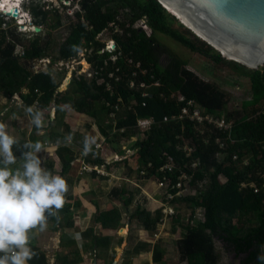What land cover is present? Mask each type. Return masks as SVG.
I'll return each instance as SVG.
<instances>
[{"label": "trees", "instance_id": "obj_1", "mask_svg": "<svg viewBox=\"0 0 264 264\" xmlns=\"http://www.w3.org/2000/svg\"><path fill=\"white\" fill-rule=\"evenodd\" d=\"M31 2H34L31 0ZM62 2V0L60 1ZM81 13L74 12V20L67 24V32L56 48L55 59H66L74 56L76 52L85 47L92 45L90 58L96 60L98 66L108 57V53L99 54L96 52L102 44L94 40L93 36L100 29L106 27L120 9L128 8L131 17L127 21L131 24L137 18L145 15L152 33L147 36L143 31L130 26L124 28V34L116 36V42L122 55L117 59V64L122 67V77L126 76L134 68L131 64L126 63V58H132L133 62H139L140 67L146 70L144 75L139 77L147 82L158 81L159 85L149 89L147 96H141L138 91L132 92L125 87L123 82L113 85V92L103 89L102 84H97L94 79L86 80L82 76L71 77L66 84V89L59 88V80L55 81L50 76V70L38 71L32 73L31 70L21 64L19 59L29 60L38 56L47 55V40L39 42V36L36 34L29 39L27 44L21 47V54L14 53V44L12 38L7 37L5 30L0 28V95L10 99L13 94H17L21 102L27 107L37 100V109L39 111L48 102H52L55 113L59 109V101L66 102V105L73 111L86 115H97L95 105L101 109L108 117V112L113 105L118 104L115 110L116 126L121 130L123 136H133L137 127H135L138 118L151 117L155 122H160L162 117L176 111L177 106L173 100L168 97L172 91H179L187 98H193L197 103L208 112L225 110V106L230 100V95L223 91L216 84L203 80L191 70L185 67V62L173 54L168 53V61L163 65L159 62V53L166 52L155 38V33H163L178 43L182 44L190 51L210 59L214 63H231L233 68L241 69L242 64L226 60L204 41L196 38L191 39L186 34L178 31L173 26L171 15L157 0H78ZM40 4L30 6L32 18L37 24L45 20L46 10L39 9ZM54 7V6H53ZM56 8V7H55ZM52 14L55 16V22L51 27L59 25V13L52 8ZM80 17L82 21H80ZM179 20V19H178ZM3 22V21H2ZM1 24V19H0ZM125 22L121 23L124 26ZM183 25V24H182ZM186 33L192 34L184 27ZM111 68V61H108L107 69ZM247 76L252 93L253 103L257 106H251L250 115L240 114L238 108L234 107L232 111L227 112L228 117H232L231 138L233 142L228 141L225 150V156L221 162H217L215 153L219 150L215 144L212 134L206 143L200 137L195 136L191 124H185L182 129L181 123L169 121L160 125L153 124L149 129L144 130L143 138H137L132 145L135 150L140 168L146 170L144 175L148 177H159L158 167L164 163L172 162L173 168L168 172L169 176L176 180L179 168L185 169L187 173L192 174L191 184L196 181L206 179L203 187L199 189L198 196H184L174 198L173 202H185L202 207L204 218L193 226H186L181 239L178 240L177 248L181 261L188 264H217L218 256L214 249L213 237L220 239L236 256L242 257L240 264H264L260 258L264 257V188H262V177L257 171H264V150L259 146L260 141H264V65L255 69H248L243 72ZM66 83V82H65ZM58 85V86H57ZM65 85V84H64ZM25 89L21 92V89ZM34 89L36 91H34ZM55 92V94H54ZM71 95L70 98L65 95ZM163 93V95H160ZM64 96V97H63ZM134 97L135 104L128 109L130 100ZM121 98V102L117 98ZM57 101V103H55ZM108 101L110 106H105ZM144 103V104H142ZM244 102L240 101L237 105L243 106ZM244 107V106H243ZM30 114V113H29ZM31 115V114H30ZM32 116V115H31ZM99 129L103 136L107 138L109 133L102 124ZM37 129L32 125L31 130ZM183 133L186 137H191L195 144V150L191 158L197 159L199 167L197 169H188L184 163L189 161L184 157L183 152L177 149L178 142L181 140L176 135ZM71 135L72 144L84 149V136L78 131H69L67 134L49 133V142L56 144L55 154L61 163L60 175L64 178L71 179L65 173L70 167V162L75 158L74 150L65 144L67 137ZM31 138V137H30ZM15 146H13V152ZM16 153H21L20 150ZM237 154L241 160L243 157H249V163L241 166L232 160V155ZM83 161L90 165H107L100 156V150L92 145L91 151L83 156ZM48 171H51V161L48 160ZM150 163V166L147 164ZM131 170L129 168L128 172ZM91 174L95 177L96 172ZM218 175H223L226 180L221 183ZM100 179H106L104 175H98ZM242 181H253L261 189L254 192L251 187H240ZM120 188H115L114 195H118ZM118 197V196H117ZM130 198H125L123 203L128 205ZM192 214V212H191ZM161 208H157L152 213L145 207L136 206L130 215V220H135L145 230H151L159 221L162 220ZM190 217V216H189ZM177 218H172V220ZM233 219H236L241 229L239 231H248L253 228L255 223L262 222L261 225L250 233L235 237L226 234L219 228V223L229 220V227H233ZM54 216H49L47 222L55 221ZM178 221V219L176 220ZM94 222L101 225L103 229L116 230L121 227V212L118 209L99 211L96 207ZM163 222V221H162ZM159 223L161 228L163 223ZM70 227L71 222L68 221ZM254 223V224H253ZM175 230V227H172ZM92 229L89 230L91 249L100 250L102 253L109 247L107 236H96ZM85 235V232L79 234V238ZM132 235H129L128 249L124 254L136 255L145 247L144 242L138 241L133 245ZM30 246L38 253V256L29 264H48L45 253L33 243ZM103 250V251H102ZM160 248L153 247L152 261H160ZM104 254V252H103ZM102 256V255H101ZM105 258V255L103 256ZM96 258H98L96 256ZM80 261L76 256L66 260L63 264H75ZM56 264V262L54 263Z\"/></svg>", "mask_w": 264, "mask_h": 264}, {"label": "rangeland", "instance_id": "obj_2", "mask_svg": "<svg viewBox=\"0 0 264 264\" xmlns=\"http://www.w3.org/2000/svg\"><path fill=\"white\" fill-rule=\"evenodd\" d=\"M44 1L48 2V0ZM60 1L61 0H52V2H49L51 4H48L38 0H35L34 2H31V0H25L20 3L19 9L26 11L27 14L20 13L19 15L21 16V19L18 20H15L11 16L0 14V28L5 30L7 37L12 38L15 42V54H21L22 45L27 44L28 40L37 34L39 36V42L47 40V47L45 50L49 59L51 60V58H56L57 45L68 30V22L74 20V15L67 16L65 14H70V12H73L77 9V7H79L78 0ZM35 4H40L39 9L46 10L47 13L45 20L41 23L38 22L37 24H35L30 10V6ZM52 8H54L59 13V25L55 27H51V24H53L56 19L52 14ZM120 10V14H123L124 17L128 18L130 14L129 9L126 8ZM16 22H22L24 26L20 27V25L18 23L16 24ZM171 22L173 23V26L178 29V31L186 34L191 39H196L199 37H197L191 31L190 32L192 34L186 33L184 26L176 18L171 19ZM32 27H38L39 29L37 32H33ZM99 38V41L105 42L109 38L108 33L102 32ZM155 38L166 50V52L159 53L158 59L161 64L164 65L168 61V53L173 54L185 62V67L187 69L194 72L203 80H207L216 84L223 91L230 95V100L225 106V111H232V109L236 107L238 108L240 114L246 113L250 115L251 106H257V103H253L255 101H253L252 93L250 92L249 79L247 76L243 75V72L249 69L247 66L242 65L243 67L241 69L235 70L231 63H214L210 59L190 51L188 48L163 33L156 32ZM87 48L88 46L85 47V51L78 54L79 57H75L76 59H79L78 64L73 62L75 64L74 65L71 62L73 68H80L77 71H85L87 68V63L85 60L88 59L87 56H89V50H92L93 47L91 45L88 49ZM211 51L215 52L216 50L213 49ZM19 61L26 68L32 69V62L34 59H19ZM58 65L59 63L57 65L51 64V67H49L50 76L55 81H58L61 78L58 83L59 88L63 89L64 86V89H66L65 82H67V74L65 73L67 70L65 67H63L64 69L62 70H58V67H60ZM72 72H74V74L76 73L75 71ZM20 91L24 92V89L22 88ZM66 95L67 94L65 92L64 96ZM67 96L70 98L71 95L69 94ZM0 98L2 97L0 96ZM240 101L244 102V107L237 105ZM55 103H57V101H55ZM52 105V102H48V105L39 110V112L43 113V126L39 129L31 130L33 125L31 122L32 116L28 113L27 107L21 102L19 96L17 94H13L10 99H0V122L6 124L7 131L11 132V136L20 142V146H22V142L26 140L25 138L28 137L29 134L34 138L32 143L39 142L41 144L42 142H46V144H41V151H45L47 154L55 151L54 148L56 147L54 142H49V133H60L66 135L67 130H69L78 131L80 134H83L84 138L86 136L96 138L95 147L100 150V156L107 165H104L105 168L103 165H97L101 172H95L100 173L101 175H107L108 178L101 180L100 178L91 177L89 173H86L88 171H86V169L83 167V164H85L83 161V149L81 150L79 146L72 144V142L67 139L65 144L69 145L74 150L75 158L73 162L76 165L71 166V168L68 169L69 172L67 171V174L73 176V178L76 179L77 183L80 185V191H77L76 193L74 192V186L76 182L74 180L71 185L70 183H67L69 192L66 193V195L70 194V197L72 198L74 193L75 199L78 201L81 200L83 205L88 208H90V206L93 207V204L90 203L92 199L97 201L98 198V202H100L99 197L104 195L105 204L106 202H109V207L114 206L121 209L123 215H121L122 227L111 232L110 234H107L109 235L107 237L110 244L107 249H103L104 251L102 250L104 253L107 252V259H100L101 261H96L94 260V256L91 253V255L87 256V264H93L94 261H96V264H111L114 261L115 264H188L186 261L180 260L177 243L185 232L186 226H193L204 218L203 209L202 207L199 208L195 204L191 203L173 202V207H175L174 210L176 209L175 212L169 215L166 213V211H164V209H167V204L162 200V190L158 184L155 183L153 177L147 178L144 173L139 170L140 164L138 163L136 156L133 155L135 153V150L132 148L134 141L137 138L144 137L142 129L137 127L133 136L127 137L121 135V129L117 128L110 122L107 115H105L101 109H98V105H95V108L97 109L96 117L75 112L71 110L64 101H59V103H57L59 109L56 111V113L55 110L52 112V109H50ZM31 108L33 107L31 106ZM34 109L36 110L37 106H35ZM50 115H52V117H50ZM99 124H102L103 128H105V130H107L109 133L107 138H105L101 133L98 126ZM127 149H129V151H127ZM14 151L18 152L16 146ZM116 154L120 159H117ZM44 162L45 161H43L42 164L43 167L45 165ZM17 163H19L18 159ZM18 165L20 167L22 163L20 162ZM130 167L131 170L128 172ZM120 186H122L121 191L117 197L113 194V191L115 188H120ZM79 196L81 197L80 200ZM125 198L131 199V202L128 205L122 203ZM136 201L138 204L144 206L152 213L155 209L160 208L161 206L162 220L159 221L157 225H155L151 230H145L137 222L130 224L129 229L130 231H133L134 235H136V241L145 243L144 249L138 254L132 256L124 254L123 250L128 249V245L126 246V242L124 240L127 235L126 223L136 208ZM149 201H152L154 205L149 206ZM70 205H72V202ZM91 210L93 211V219L92 222L90 221V225L94 227L95 224L93 221L96 210L94 207L91 208ZM76 213L75 210H69L67 207L63 208V213L59 217V220L57 219V221L55 220L47 222V228L45 231L41 232L38 230V232L33 234L32 238H30V241L34 240L36 244L40 246V249L45 253L48 264L52 263L51 258L54 252L60 251L59 253L63 254L66 253V250H69L68 248L65 249V245H57L56 242L58 238L60 239L61 237L65 236L66 232L68 234L71 232L72 228L67 224V219L70 218L72 221H77L76 228L79 232L86 228L88 214L85 212V216H83L84 218L82 217L80 220L78 217L74 218V216H77L78 214ZM58 214H60L59 211ZM172 218H177L178 221H176L177 219L172 220ZM166 219H168V221L165 222ZM160 222L163 223L161 228L158 226ZM233 222V227H229V220L220 222L219 228L226 234H231L235 237H241L250 233V231L252 232L253 230H256V228H258L262 223L259 221L258 223H255L251 230L242 232L239 230L243 226L239 227L236 219H233ZM172 227H175V230H173ZM69 230L70 232H68ZM88 232L89 231L86 230L85 235L83 234V237L81 236L82 239H80L79 236L77 239L82 242L80 243L79 248L83 244V247H87L86 250L89 253L91 251V248L89 247L91 236H86ZM105 232L100 231L98 226H95V230L92 234L96 236H106ZM73 241L75 244L72 243L71 245H73L76 250H81L78 248L76 239ZM213 244L218 256L217 264H240L242 257L235 256L220 239L213 237ZM154 246H158L161 251L160 261L158 263H154L152 261ZM99 257L104 258L100 255Z\"/></svg>", "mask_w": 264, "mask_h": 264}, {"label": "built area", "instance_id": "obj_3", "mask_svg": "<svg viewBox=\"0 0 264 264\" xmlns=\"http://www.w3.org/2000/svg\"><path fill=\"white\" fill-rule=\"evenodd\" d=\"M76 11L81 13L80 8L77 7L76 10L70 12V14L65 15H74V12ZM120 11L121 10L118 11L112 21L107 23L108 25H106V27L100 29L93 36L95 41L102 44V46L98 48L96 52L99 54L108 53V57L105 58L103 60V63L99 66L98 63H95L96 60L90 58L91 50H89V56H87L88 59L85 60L88 65H86V70L77 71L80 68H73L71 62H74L75 64L79 63V59H76L75 57H79L78 54L86 50L85 48H83L82 50L76 52L74 56H70L66 59H57L51 61L47 55L38 56L36 58H33L34 61L32 62V69H29L32 73H36L38 71L45 72L49 69V67H51V64L57 65L59 63L58 66L60 67H58V70L64 69L63 67H65L67 70V72L65 73L67 74L66 84L68 83V79H70L71 77L77 78L78 76H82L86 80L94 79L97 84L103 85L104 90H108L110 93H112L113 85L119 82H123L125 87L131 90L132 92L138 91L141 96H147L149 94V89L158 86L159 82H147L145 79L140 78L139 74L144 75L146 73V70L140 67L139 62L134 63L132 58H126V63L131 64L134 68L126 76V79L122 77V67L120 65H116L117 59L122 55L121 51L119 50V46L116 42V36L123 35L124 28L128 26H130L131 28L140 29V31H143L147 36L152 33V30L147 23L145 15L137 18L136 20H134V22L130 24L127 21V17H124L123 14L121 15ZM129 17H131V14H129L128 18ZM80 21H82L81 17ZM123 22H125L124 26L121 25V23ZM102 32H107L109 36V38L105 42L99 41V36H101ZM109 60L111 61V68L107 69ZM72 71H75L76 73L74 74V72ZM120 71H122V74L119 73ZM34 91L36 90L34 89ZM160 95H163V93H161ZM168 97L172 99L175 106H177L176 111L171 114L164 115L160 122H155L151 117L138 118L135 127L142 129V132H144V130L149 129V127H151V125L155 123L156 125H160L161 123H166L169 121L179 122L181 123L182 129L184 128L186 123L191 124L195 136L200 137L202 141L206 143L209 141V137L212 134H215L214 141L219 148V150L215 153V158L217 162H221L225 156L227 142H233V139L231 138L233 120L232 118L227 116V111H205L195 99L187 98L184 94L179 91L170 92ZM133 98L134 97L132 96L128 109L132 108V106L136 103ZM117 101L121 102V98L118 97ZM31 106L34 109V107L37 106V100L32 101ZM105 106H110L108 101H105ZM113 108L114 111L111 105V110L108 112V118L110 122L115 125V110L119 108L118 104L113 105ZM50 109H52V112H54L53 105L50 107ZM50 117H52V115H50ZM176 138L181 140V143L178 142L177 149H180L183 152L184 157L189 159V161L184 163V167H187L188 169H197L200 164L197 159L191 158L192 152L195 150V144L191 141V137H186L185 135H183V133H181L176 135ZM259 146L262 150H264V141H260ZM127 151H129V149H127ZM116 157L117 159H120L118 158L117 154ZM232 160L241 166H245L249 163V157H243L240 160L236 153L232 155ZM83 165L86 171L101 172L97 165H90L86 163ZM147 166H150V163H148ZM172 168V162L162 164L158 167V172L161 173V176L154 178L155 183L158 184V186L162 190V200L167 204V209H164V211H166V213H168L169 215L175 212L174 207L172 206L170 201L172 202L174 198H182L184 196H198L199 189L202 188L203 184L206 182V179H202L199 181L197 180L196 184H191L193 172L192 174L187 173V171L182 168H179V173L176 176V180L173 182V179L168 174V172H170ZM140 171L142 173H146L145 168L141 169ZM257 174L264 180V171L261 172L260 170H258ZM218 180L221 183H224L226 178L223 175H218ZM240 187H251L253 188L254 192H258L261 189V187H259L253 181H242L240 182ZM262 188H264V181L262 182Z\"/></svg>", "mask_w": 264, "mask_h": 264}, {"label": "clouds", "instance_id": "obj_4", "mask_svg": "<svg viewBox=\"0 0 264 264\" xmlns=\"http://www.w3.org/2000/svg\"><path fill=\"white\" fill-rule=\"evenodd\" d=\"M23 1L18 3V14L15 8L17 15L12 17L15 20L21 18L20 13L26 14L19 9ZM50 1L46 3L51 4ZM27 111L32 115V124L41 128L43 113L34 112L31 107ZM67 139L70 141L71 135ZM95 143V137L86 136L83 154L87 155ZM13 146L21 151L24 161L16 169L10 167L17 162ZM41 150L39 142H25L20 146V142L8 133L6 124L0 122V264H29L36 258L38 253L30 246L29 234L37 229L45 231L49 216L58 215L65 204L67 181L42 166V158L37 155ZM260 259L264 261V257Z\"/></svg>", "mask_w": 264, "mask_h": 264}, {"label": "water", "instance_id": "obj_5", "mask_svg": "<svg viewBox=\"0 0 264 264\" xmlns=\"http://www.w3.org/2000/svg\"><path fill=\"white\" fill-rule=\"evenodd\" d=\"M157 1L221 57H231L235 59L231 61L250 69L264 65V0ZM6 14L15 16L16 9ZM38 29L33 27L32 30L37 32Z\"/></svg>", "mask_w": 264, "mask_h": 264}, {"label": "crops", "instance_id": "obj_6", "mask_svg": "<svg viewBox=\"0 0 264 264\" xmlns=\"http://www.w3.org/2000/svg\"><path fill=\"white\" fill-rule=\"evenodd\" d=\"M24 91H25V89H24ZM1 96V95H0ZM2 98H4L3 96H1ZM2 98H0V99H2ZM0 120H1V118H0ZM8 133L11 135V132H9L8 131ZM31 137V138H30ZM26 140H24L23 142H22V145L25 143V142H33L34 141V138H33V136H30V134H29V136L28 137H26L25 138ZM71 142V141H70ZM42 143H44V144H46V142H42ZM41 143V144H42ZM49 144H51V143H49ZM56 145V144H55ZM54 150H55V148H54ZM38 154H40L39 156L41 157L42 156V159H43V161H45L44 162V167H45V169L46 170H48L47 169V164L49 165V163H48V160L49 161H51L52 163H51V172L53 173V174H59L60 175V169H61V163H59V160H58V157L56 156V154H55V151H52L51 153H48L47 154V152H45V151H41L40 153H38ZM14 155H16V157H17V159H18V161H19V163L21 162V163H23L24 161H23V159H22V156H21V153H16V151L14 152ZM49 156V157H48ZM73 160L74 159H72L71 160V162H70V167H69V169L71 168V166H76L75 164H74V162H73ZM19 163H17L16 162V164H14V165H11L10 167H12L13 169H16V168H19ZM56 167V168H55ZM81 167V166H80ZM105 168V167H104ZM80 170H82V169H80ZM68 172H69V170H67ZM67 171H66V175L67 176H70V175H68L67 174ZM82 172V171H81ZM84 172V171H83ZM86 173H89V175L91 176V177H93V175L91 174V172H86ZM98 175H101L100 173H97L96 172V175H95V177L96 178H100ZM104 176H106L107 178H108V176L107 175H104ZM125 176H127V175H125ZM106 178V179H107ZM66 179V181H67V183H70V185L74 182V180L76 181V179L75 178H73V176H71V179H67V178H65ZM102 180V179H101ZM103 180H105V179H103ZM121 187L122 186H120V189H121ZM90 190H91V188H90ZM77 191H80V185L77 183V181L75 182V186H74V192L76 193ZM69 191H67V193H68ZM138 192H139V190H138ZM140 193V192H139ZM143 195V194H142ZM71 195L70 194H67V195H65V204H64V206L59 210V213L60 214H58V215H56V216H54L55 218H56V221H57V219L59 220V217L62 215V213H63V208H65V207H67V208H69V210L71 209L72 211H74L75 210V213L77 214V216H74V218L75 217H78L80 220H81V218L83 217V216H85V212L88 214V217H87V220H88V222H87V226H86V228L85 229H80L81 231L79 232L78 230H77V228H76V226H77V221H72L70 218L69 219H67L69 222H71L72 223V225H71V232H70V230L68 231V232H70L69 234H71V235H69L67 232H66V235L65 236H63V237H61L60 239L58 238L57 239V245L58 244H62V245H65L64 247H65V249L66 248H68L69 250L67 251L66 250V253H59V252H54L53 254H52V263L51 264H54L55 262H56V264H63V259L66 257V260L67 259H69V258H73V257H76V256H78V257H80V261L79 262H77V263H75V264H87V256H89V255H91V253L93 254V256H94V260H96V261H101L100 259H107V257H108V255H107V252H105L104 254L103 253H101L100 252V250H96V249H91V251L88 253V251L86 250L87 249V247H83V244L81 245V247L79 248V246H80V243H82V242H80L79 241V239H77V237L79 236V234H82V233H84L86 230H91L92 228H93V230L92 231H94L95 230V226H98V229L100 230V231H103V232H105L106 233V236H109V235H107V234H110L111 232H113V231H115V230H111V229H103V228H101V225L100 224H97V223H95L94 221H93V223L95 224V226L93 227V226H91L90 225V221L92 222V219H93V209L91 210V208H93L94 207V209L96 210V207L98 208V210L99 211H107V210H110V209H113V208H115V209H118L120 212H121V209H119V208H117V207H114V206H111V207H109L110 205H109V202H106V204H105V201H104V195H102L101 197H99V200H100V202H98V198H97V201L96 200H94V199H92L91 201H90V203L91 204H93V207L92 206H90V208H88V207H85L84 205H83V203L81 202V197L79 196V200L80 201H78V200H76L75 199V195H74V193H73V197L71 198L70 197ZM102 198V199H101ZM94 200V201H93ZM72 202V205H70V203ZM81 202V203H80ZM123 203V202H122ZM105 204V205H104ZM178 204V203H177ZM138 205H140V204H138L137 203V201H136V204H135V206H138ZM148 205L149 206H153L154 205V203L152 202V201H149L148 202ZM144 207V206H143ZM175 208V207H174ZM199 208H201V207H199ZM176 210V209H175ZM65 211V210H64ZM66 212V211H65ZM67 215V214H66ZM121 215H123L122 214V212H121ZM77 218V219H78ZM84 218V217H83ZM122 218V217H121ZM73 219V218H72ZM73 220H75V219H73ZM68 221H67V224H70V223H68ZM121 221H122V219H121ZM166 221H168V219H166L165 220V222ZM201 221V220H200ZM133 222H136L135 220H128V222L126 223V230H127V235H126V237L124 238V240H125V242H126V246L128 245V242L130 241V239H129V235H132V237H131V239H132V242H133V245H135L138 241H136V235H134V233H133V231L131 230L130 231V229H129V226H130V224L131 223H133ZM121 227H122V225H121ZM120 228V227H119ZM118 228V229H119ZM118 229H116V230H118ZM38 232V229L37 230H33V232H31L29 235H30V238H32V235L33 234H35V233H37ZM65 232V231H64ZM92 234V233H91ZM136 234V233H135ZM89 235V232H88V234L86 235V236H88ZM83 237V236H82ZM76 239V242H77V245H78V248L79 249H81V250H76L75 249V247H73V245H71L72 243L73 244H75L74 243V241L73 240H75ZM82 239V238H81ZM61 240V241H60ZM31 243H33L36 247H38V248H40V246H38L37 244H36V242L34 241V240H32V241H30ZM123 253H124V250H123ZM99 255L101 256H104L105 255V258H100L99 257ZM96 256L98 257V258H96Z\"/></svg>", "mask_w": 264, "mask_h": 264}, {"label": "bare ground", "instance_id": "obj_7", "mask_svg": "<svg viewBox=\"0 0 264 264\" xmlns=\"http://www.w3.org/2000/svg\"><path fill=\"white\" fill-rule=\"evenodd\" d=\"M19 1L20 0H0V12H2L3 13V15H6V16H11L10 14H6V12L8 11V12H10L13 8H16L17 9V14L20 12L19 10H18V3H19ZM168 7V6H167ZM168 9L171 11V12H173L169 7H168ZM16 14V15H17ZM23 14V13H22ZM27 14V13H26ZM173 14L175 15V13L173 12ZM16 15L15 16H11V17H16ZM20 16V15H19ZM176 16V15H175ZM26 17V16H25ZM178 19H179V17H177ZM21 19V18H20ZM22 21V20H21ZM17 24V23H16ZM19 24V23H18ZM183 24V23H182ZM27 25V24H26ZM22 26H24L23 24H20V27H22ZM23 28H25V27H23ZM33 28V27H32ZM20 30V29H19ZM25 31V30H24ZM23 31V32H24ZM196 34V33H195ZM215 47V46H214ZM216 49H218V48H216ZM224 57L225 58H227V59H232V60H235V59H233V58H231V57H228V56H226V55H224ZM82 64V63H81Z\"/></svg>", "mask_w": 264, "mask_h": 264}, {"label": "flooded vegetation", "instance_id": "obj_8", "mask_svg": "<svg viewBox=\"0 0 264 264\" xmlns=\"http://www.w3.org/2000/svg\"><path fill=\"white\" fill-rule=\"evenodd\" d=\"M224 245H226L225 243H224ZM227 246V245H226ZM227 248L231 251V247L230 246H227ZM234 255H235V253L234 252H232ZM236 256V255H235Z\"/></svg>", "mask_w": 264, "mask_h": 264}]
</instances>
